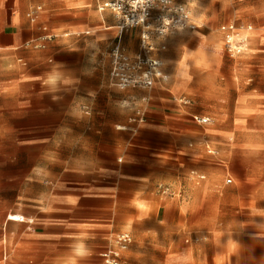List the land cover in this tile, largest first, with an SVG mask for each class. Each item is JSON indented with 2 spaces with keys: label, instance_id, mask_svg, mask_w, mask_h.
<instances>
[{
  "label": "rangeland",
  "instance_id": "1",
  "mask_svg": "<svg viewBox=\"0 0 264 264\" xmlns=\"http://www.w3.org/2000/svg\"><path fill=\"white\" fill-rule=\"evenodd\" d=\"M13 1L30 30L20 46L0 49V264L20 257L23 238L43 230L39 222L46 233L77 234L83 264H100L90 244L96 222L68 202L93 204L96 184L128 168L140 187L125 186L127 195L114 188L109 198L130 205L103 221L133 236L123 264H264V0H179L198 28L169 35L165 90L113 84L108 51L119 37L101 27L115 25L110 11L98 10L106 0ZM38 4L56 36L44 49L25 48L38 32L25 11ZM232 21L250 26L233 56L219 30ZM119 41L133 55L139 34L124 31ZM184 57L173 81L167 59L178 67ZM137 108L146 122L119 129ZM10 213L35 223L7 220Z\"/></svg>",
  "mask_w": 264,
  "mask_h": 264
},
{
  "label": "built area",
  "instance_id": "2",
  "mask_svg": "<svg viewBox=\"0 0 264 264\" xmlns=\"http://www.w3.org/2000/svg\"><path fill=\"white\" fill-rule=\"evenodd\" d=\"M98 10L110 11L115 20L116 37L119 39L117 43L113 42L108 51L109 75L113 84L120 89L148 90L158 79H165L162 61L156 55L166 50L167 44L163 40L171 34L198 28L190 10L179 0H106L98 5ZM25 17L38 32L24 43V47L46 48L56 35L44 17L43 5L30 6ZM249 28V25L238 26L234 21L219 27L230 55L242 53L248 42ZM129 30H135L139 34L138 48L133 55L128 54L119 41L122 33ZM239 30H246L243 36L239 34ZM183 103L189 104L190 100L184 99ZM194 118L200 124L210 122L209 117ZM130 120L143 123L145 114L136 110ZM196 177L203 179V176ZM132 239L130 232L119 233L113 245L101 253L102 264H122V254L129 248Z\"/></svg>",
  "mask_w": 264,
  "mask_h": 264
},
{
  "label": "crops",
  "instance_id": "3",
  "mask_svg": "<svg viewBox=\"0 0 264 264\" xmlns=\"http://www.w3.org/2000/svg\"><path fill=\"white\" fill-rule=\"evenodd\" d=\"M12 6L13 4L7 3V0H0V49L16 48L20 46L26 40V38L29 37L30 27L25 22V19L22 16H20V14L17 15L16 11L13 10ZM36 34L37 32L35 34L32 32L30 34L31 38ZM168 38L169 36H167L163 40L167 44L165 51H167V47L170 45L168 42ZM165 51L156 54L162 61V67L165 74V79H158L154 84V86L156 84H160L163 90L167 89L163 87V85H167V83L169 82L168 74L164 69ZM154 86L151 89L155 88ZM147 96L148 98H146V96L141 97L140 101L142 103H147L152 98L150 94H147ZM84 108H87V106H85ZM136 110H140V109L137 108ZM134 113L129 115L127 118L128 120L127 122L129 126L118 125V128L119 129L133 128L134 130H136L137 128L139 129L141 123L140 124L134 123L133 121L130 120V118L134 115ZM145 119H146V114H145ZM145 122L146 121H144L143 123ZM106 176H113L114 178L116 177L115 175L110 173H107ZM131 178L137 179V177L134 176L133 172H131L128 168V170H124L123 174L118 175V177L115 178L116 180L114 179L115 181L113 182L109 180L100 181V183L96 184V186L93 188L95 193L94 195L96 196V200L93 201L94 202L93 204L92 203L87 204L84 203V201H82L81 199L77 200L75 198L68 202L72 208V211L76 213L77 217L79 214L85 219V216L82 215V213L90 214L87 215L88 217H86V219H91L92 221L96 222V224H92L93 225L92 228L95 231L93 237H95L96 240L91 241L90 244L93 247L94 252L97 255H99L101 260L100 264H102L101 253L105 251L109 246L113 245L114 239L119 233L128 232V231H123L122 228H120L121 227L120 225H119L120 227H117L115 226V224H111V225L104 224L103 221L111 218L112 213L115 212L116 208L120 206L123 207L124 205H128V206L130 205V201L128 199L126 200L120 199L114 202L112 198H109V195L112 193L114 188L117 189L118 193L122 195H127L128 193L125 189V186L135 185L136 187H140L141 182L139 181L131 182L128 180ZM59 225L63 227L69 226L68 224L65 223L64 224L59 223ZM47 227L48 225H46V222H39L36 228L43 230L39 231L34 228L32 230V233L27 234V236L24 237L22 240V243L25 244V246L22 248L20 252V257H17L14 260H10V263L9 262L8 263L9 264H67L66 261L67 256L69 254H73L74 263L72 264H83L84 260L88 258V255L83 253V246H82L83 239L80 238L77 234L73 235V234L46 233ZM108 233L110 235H115L112 241L105 237ZM13 242L14 240L12 241V239H9L8 245L11 246ZM132 243H133V239H132ZM9 246H8V252H9ZM3 249L5 254L3 255V259L6 260V256L9 253L7 252L6 247ZM126 251H124L122 254V264L124 263L125 260L124 254Z\"/></svg>",
  "mask_w": 264,
  "mask_h": 264
},
{
  "label": "bare ground",
  "instance_id": "4",
  "mask_svg": "<svg viewBox=\"0 0 264 264\" xmlns=\"http://www.w3.org/2000/svg\"><path fill=\"white\" fill-rule=\"evenodd\" d=\"M13 2H14L13 0H7V3H12L13 4ZM100 14L101 15L98 17L99 20H104L103 13H100ZM192 17H193V15H192ZM101 27H103L104 29H112V28H115L114 26L106 27L103 23H101ZM177 38H173L172 39V43L173 44L178 43ZM186 59H188V58L187 57H184L182 59V61L180 62V65L178 67H175L174 66V61L173 60H171L169 58L167 59L168 63L170 64V68L174 70V80L173 81L179 80V78L181 77V75L184 73L185 68H186V64H187V60ZM159 85L160 84H158L156 87H159ZM174 91H176V90L174 89ZM134 93H132V95H134ZM7 216H8L7 219L12 220V221L34 223V219L33 218H31V217H25L24 215L19 214V213H13V214L10 213ZM183 259H184L183 256H181V257H172L168 261V263L178 262V261H181Z\"/></svg>",
  "mask_w": 264,
  "mask_h": 264
}]
</instances>
